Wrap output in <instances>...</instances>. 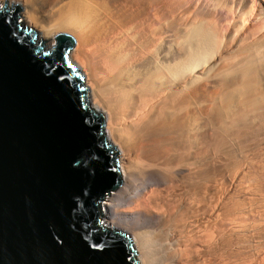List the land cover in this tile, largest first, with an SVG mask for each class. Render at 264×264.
I'll return each instance as SVG.
<instances>
[{
    "label": "bare ground",
    "instance_id": "6f19581e",
    "mask_svg": "<svg viewBox=\"0 0 264 264\" xmlns=\"http://www.w3.org/2000/svg\"><path fill=\"white\" fill-rule=\"evenodd\" d=\"M17 4L19 21L49 49L59 33L74 38L69 59L120 152L123 182L101 204L104 223L130 235L141 264H244L239 249L218 253L227 241L213 216L225 217L226 207L220 196L216 208L208 199L206 134L214 121L225 126L246 104L264 101V0H8L7 6ZM230 72L241 80H225Z\"/></svg>",
    "mask_w": 264,
    "mask_h": 264
},
{
    "label": "water",
    "instance_id": "95a60500",
    "mask_svg": "<svg viewBox=\"0 0 264 264\" xmlns=\"http://www.w3.org/2000/svg\"><path fill=\"white\" fill-rule=\"evenodd\" d=\"M7 4L0 6V264H141L130 235L102 220L103 200L123 182L120 152L69 59L74 38L59 33L47 48L19 21L21 5Z\"/></svg>",
    "mask_w": 264,
    "mask_h": 264
},
{
    "label": "rangeland",
    "instance_id": "374dc122",
    "mask_svg": "<svg viewBox=\"0 0 264 264\" xmlns=\"http://www.w3.org/2000/svg\"><path fill=\"white\" fill-rule=\"evenodd\" d=\"M18 18H19V16H18ZM46 47L48 48L49 46L46 45ZM231 75H232V77H231ZM225 77H224L225 80H235V79H237L235 81L241 80L238 75H236L235 73H231V72L228 75H225ZM263 81L264 80H262V88L264 87ZM90 104H91V99H90ZM261 104H262V106H261ZM258 105L256 104L255 107L254 106L248 107L249 104H246L245 105L246 108L243 106L244 109H240L241 111H239V114H238L242 117L239 118L240 116H238L237 119L235 117L234 121L228 122L230 125L228 123H225L226 124L225 126L224 125L221 126L219 123L215 124V122H217V121H214V123L212 124L213 127H212V125L210 127V129H212V130H209V128H208V130H207L208 134H206V135H208V137H207L208 140H207V144H206V145H208V146H206V148H207L206 153H208V154L206 156L207 157L206 162L209 163V164H207V166H208L207 172H208L209 176L211 177V178L209 177L210 181L206 185L207 186L206 188L208 190V196H209L208 199L210 202L212 201L211 202L212 208H216L217 205H220L219 200H222L221 202L225 203V204L223 203L224 204L223 206L226 207V208L224 207L225 212H226L225 213L226 219H225V217H223V218L221 217L222 218L221 219L220 216L219 217L215 216L213 214V212H215V211L214 210L211 211V213L214 215L213 219L214 220L217 219L216 221L219 220L218 222L221 223L218 225V227L223 226L222 228L224 231L221 230V227H220V229L217 227V229L220 230L222 237L226 236V238L224 237V239H225V241H227L226 245L224 246V250H223V248H221L222 251H220L221 249L219 250V248H218V253L224 252L223 254H226L225 252H227V254H228V251H226L227 249L229 251L230 250L236 251L239 249L240 253L242 254L241 256L243 258L244 264H251V263H253V264H264V257H263L264 256V101H262L261 103L259 102ZM253 109L256 110L257 112L254 111ZM242 111H243V113H242ZM244 111H245V113H244ZM248 113H250V115ZM257 115H259V116H257ZM244 116H245V118H247V120H244L245 119ZM255 116H257V117H255ZM222 127H223V129H222ZM224 129H226L225 132H224ZM215 135H216V137H215ZM231 135H233V136L231 137ZM216 138H218V139H216ZM213 145H215V146H213ZM225 151H227V152H225ZM226 153H228V154H226ZM227 164H229V165H227ZM213 165H215V166H213ZM221 167H224L223 168L224 170L221 169ZM233 168H234L233 171H235V172L232 171ZM235 169H237V170H235ZM238 174L240 175V177ZM212 176L214 177V179L212 178ZM238 182H240L241 185ZM211 191H213V192H211ZM222 192H223V197L221 196ZM212 193L214 195H212ZM227 194H229V195L227 196ZM210 195H212V196H210ZM219 196H220V199L217 200ZM107 197L108 196H106V198L103 200V203L105 201H107ZM210 197H212L214 199H211ZM229 198H230V202H229ZM225 200H226V202H225ZM214 202L215 203L217 202V203L214 205ZM242 205H244V206H242ZM226 214L228 217L226 216ZM232 215H234V216H232ZM240 217H242V218H240ZM102 220H103V218H102ZM223 220L226 222L224 223ZM228 220H229V222H227ZM239 220H241V221H239ZM243 222H244V224H243ZM236 226H237V228L238 227L239 228L236 229ZM222 231H223V233H222ZM239 238L241 240L240 241L241 243L238 244V248H237L236 245L234 244V241L235 240L237 241V239L239 240ZM227 239L228 240L231 239L229 241V243H228ZM249 246H250L251 250L249 249ZM257 248H258V250H257ZM245 254H246V257L244 256ZM251 256L253 258H250Z\"/></svg>",
    "mask_w": 264,
    "mask_h": 264
},
{
    "label": "snow or ice",
    "instance_id": "6c2138e0",
    "mask_svg": "<svg viewBox=\"0 0 264 264\" xmlns=\"http://www.w3.org/2000/svg\"><path fill=\"white\" fill-rule=\"evenodd\" d=\"M98 245H94V247H97Z\"/></svg>",
    "mask_w": 264,
    "mask_h": 264
}]
</instances>
